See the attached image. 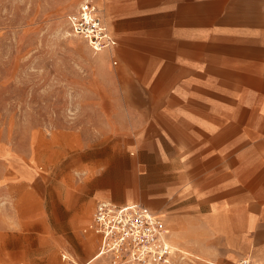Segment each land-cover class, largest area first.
<instances>
[{
	"label": "rangeland",
	"instance_id": "374dc122",
	"mask_svg": "<svg viewBox=\"0 0 264 264\" xmlns=\"http://www.w3.org/2000/svg\"><path fill=\"white\" fill-rule=\"evenodd\" d=\"M81 1L0 0V264H86L99 201L162 212L167 264H264V140L207 154L200 134L163 122L159 60L126 59L141 44L118 43L101 67L70 33ZM88 264L134 263L108 253Z\"/></svg>",
	"mask_w": 264,
	"mask_h": 264
},
{
	"label": "crops",
	"instance_id": "0c3cea01",
	"mask_svg": "<svg viewBox=\"0 0 264 264\" xmlns=\"http://www.w3.org/2000/svg\"><path fill=\"white\" fill-rule=\"evenodd\" d=\"M97 3L101 19L116 41L113 48L99 51L101 67L118 43L123 50L131 43L141 44L138 51L124 50L126 59H158L161 90L167 92L163 122H176L177 132L200 134L207 141V154L243 153L246 144L240 143L239 150L232 151V139L264 140V0ZM148 68L142 71L144 75L152 73V67ZM233 123L242 126L232 131ZM253 123L259 126H244ZM216 138L224 142L211 150L210 142ZM248 197L244 192L243 200ZM255 198L264 236V194ZM141 205L166 223L162 212ZM100 245L99 236L97 253ZM259 245L264 250V238Z\"/></svg>",
	"mask_w": 264,
	"mask_h": 264
},
{
	"label": "built area",
	"instance_id": "2783aa9c",
	"mask_svg": "<svg viewBox=\"0 0 264 264\" xmlns=\"http://www.w3.org/2000/svg\"><path fill=\"white\" fill-rule=\"evenodd\" d=\"M67 21L70 33L84 39L94 52L116 45L93 0H82L76 11L67 16ZM89 229L101 237L99 253H109L115 260L167 264L175 252L164 219L141 204L117 205L99 201L95 204Z\"/></svg>",
	"mask_w": 264,
	"mask_h": 264
},
{
	"label": "bare ground",
	"instance_id": "6f19581e",
	"mask_svg": "<svg viewBox=\"0 0 264 264\" xmlns=\"http://www.w3.org/2000/svg\"><path fill=\"white\" fill-rule=\"evenodd\" d=\"M101 50H102V49H101ZM101 254H102V253H101ZM101 254L98 253V255H101ZM103 254H104V253H103ZM98 255L93 256L92 259L89 260L86 264H88L89 262L91 263L93 260L96 259V257H97ZM104 255H105V254H104Z\"/></svg>",
	"mask_w": 264,
	"mask_h": 264
}]
</instances>
